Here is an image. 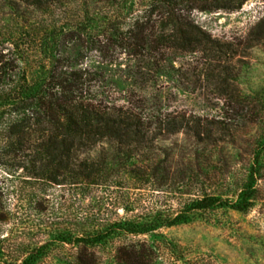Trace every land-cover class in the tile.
Segmentation results:
<instances>
[{"label": "rangeland", "instance_id": "374dc122", "mask_svg": "<svg viewBox=\"0 0 264 264\" xmlns=\"http://www.w3.org/2000/svg\"><path fill=\"white\" fill-rule=\"evenodd\" d=\"M35 16L19 0H0V61L15 45L30 44ZM263 18L264 0H247L235 11L193 13L194 21L212 37L235 48ZM245 54L227 60L228 80L222 86L203 70L199 55H179L164 69L143 77L125 53L101 60L98 53L88 52L80 65L98 74L93 85L97 99L130 107L151 121L167 113H185L207 121L214 139L224 140L197 144L190 135L178 134L172 145L162 142L173 148L178 161L181 151L191 150V164L162 165L169 168L170 177L153 186L132 184L126 178V188L115 187L116 180L109 178L83 192L79 187L28 181L22 168L0 165L4 207L0 264H77L81 246L63 242L66 236L80 237L118 220L142 224L180 213L185 221L170 227L143 234L117 230L88 248L83 261L264 264V147L260 146L264 144V42ZM257 151L258 165H253ZM252 169L254 193L244 211L191 210V202L204 193L237 201Z\"/></svg>", "mask_w": 264, "mask_h": 264}, {"label": "trees", "instance_id": "16d2710c", "mask_svg": "<svg viewBox=\"0 0 264 264\" xmlns=\"http://www.w3.org/2000/svg\"><path fill=\"white\" fill-rule=\"evenodd\" d=\"M19 1L33 9L36 19L30 44L15 45L1 56L0 165L22 168L28 181L74 186L83 192L109 178L116 180L113 186L124 188L126 178L151 186L168 180L169 168L162 165L191 164L188 148L178 161L173 148L162 145H172L178 134L190 135L197 144L224 140L214 139L207 121L185 113H167L151 121L130 107L97 99L93 85L98 74L80 65L88 52L98 53L101 60L125 53L143 77L164 69L179 55H199L203 70L223 86L227 60L236 53L245 57L247 49L264 42V18L236 48L212 37L193 19L194 11H235L247 0ZM259 154L254 153L253 165H258ZM254 174L252 169L237 201L204 193L191 202V210L244 211L254 193ZM3 212L0 204V221ZM184 221L183 213L142 224L118 220L80 237L66 236L63 242L81 246L76 261L86 264L87 249L117 230L143 234Z\"/></svg>", "mask_w": 264, "mask_h": 264}]
</instances>
